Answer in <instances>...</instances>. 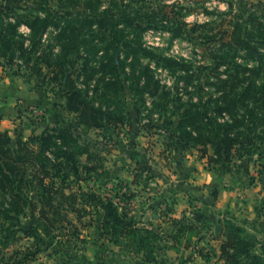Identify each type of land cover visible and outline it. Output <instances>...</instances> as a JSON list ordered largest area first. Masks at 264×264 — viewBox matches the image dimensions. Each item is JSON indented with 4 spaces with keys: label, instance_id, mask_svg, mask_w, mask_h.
<instances>
[{
    "label": "rangeland",
    "instance_id": "1",
    "mask_svg": "<svg viewBox=\"0 0 264 264\" xmlns=\"http://www.w3.org/2000/svg\"><path fill=\"white\" fill-rule=\"evenodd\" d=\"M239 1L99 0L90 6L85 5V0H0V7L10 10L8 21L28 12L42 16L43 9L49 7L60 13L72 12L64 15L61 27L80 28L74 51L66 58L61 59V43L69 46L67 38L58 40L59 29L53 26L31 54L20 56L15 52L11 64L8 56H0V127H4L0 130L9 129L6 132L13 141H27L45 129L73 130L90 156L79 158L77 172L62 169L66 179L57 170H49L52 176L45 183L62 187L65 194L78 189L98 195L118 192L113 201L125 208L137 227L157 233L153 244L167 246L165 254L170 264H224L219 259L218 246L225 241L223 234L228 223L241 227L252 240L262 238L264 143L259 151L262 160L256 155L252 159H233L226 170L223 165L227 163L212 161L214 156L208 147L182 149L164 124L168 118L176 122L177 113L189 102L199 97L206 100L210 94L216 96L217 78L228 74V66L222 64L220 57L235 53L225 45L235 25L249 16L264 22V0H244L262 2L259 8L241 6ZM229 3H233L230 9ZM94 14L108 19L106 25L87 24L84 19L94 21ZM19 33L30 48L28 29L21 25ZM252 45L262 55L260 68L264 71V44ZM43 50L51 53L50 61H58V66L46 67L35 60ZM244 54L237 50L235 60L241 66L256 67L257 61L244 58ZM87 57L93 76L86 86L91 101L104 107L118 105L125 115L123 123L86 129L77 124L75 114L66 111L64 76L69 74L74 85L84 89L81 69ZM108 59L115 63L125 89L112 104L102 81L111 79L109 75L114 71L109 67L99 69V61ZM162 59L183 60L187 71L168 69ZM145 67L163 87L155 96L140 87L131 92L133 75ZM162 90L169 93L164 102L158 97ZM33 148L36 150V146ZM127 193L132 197L124 200ZM8 203L7 197L0 198V264H102L103 259H113V264H143L141 257L133 258L130 253L103 243L99 237L101 212L94 207L79 202L76 208L81 214H67L80 233L78 238L70 235L72 228L67 225L51 233H58L59 240L44 238L39 231L41 226L38 227L36 234L43 237L42 244L24 234L36 224L29 211L20 216L19 226H11L16 221L6 219L2 213ZM194 214L202 219H196ZM65 239L72 244L64 243ZM109 251L117 253V257ZM257 252L256 249L253 254Z\"/></svg>",
    "mask_w": 264,
    "mask_h": 264
},
{
    "label": "trees",
    "instance_id": "2",
    "mask_svg": "<svg viewBox=\"0 0 264 264\" xmlns=\"http://www.w3.org/2000/svg\"><path fill=\"white\" fill-rule=\"evenodd\" d=\"M3 1L17 3L21 0ZM94 1L99 0H85L84 3L91 6L95 3ZM74 3L77 4L78 1ZM239 3L241 6L249 5L254 8L263 5L262 2L252 4L244 0H240ZM228 7L232 8L233 3H229ZM43 11L45 13L42 16L28 12L16 16L11 22L7 20L10 10L0 7V56H8L9 64L12 63L15 52H18L20 56H27L34 52L52 26L59 29L58 40L66 37V42L69 43V46L61 43L63 51L61 59L69 56L71 50L74 51L80 28L60 26L64 15H70L72 12L60 13L49 7H45ZM93 16L94 21L84 19L85 22L89 25L97 24L99 27L105 26L108 22V19L98 17L97 14ZM123 18L126 19V15H123ZM21 25L29 31L27 40L30 48H27L23 35L19 33ZM252 43L264 44V22H258L256 18L249 16L246 21L235 25L225 45L234 49L235 53L237 50H243L244 58L256 60L257 66L253 68L241 66L235 60V53L220 57L222 64L228 66L226 67L228 74L225 78H217L216 96L210 94L206 100L199 97L197 101L184 105L176 115V122L170 118L164 121L165 129H170L171 137L176 139V143L180 144L182 149L201 146L204 150L208 147L214 156L212 161L227 163L223 165L226 170L233 159H252L255 155L261 160L263 158L259 151L264 143V71L260 68L262 55L257 52V48ZM110 44L111 42L106 45ZM50 58L51 53L45 50L35 56L39 64L50 68L58 66V61L52 63ZM88 58L81 69L85 78L84 89L77 88L69 74L64 76L66 111L75 114L77 124L86 129H99L106 124L123 123L125 115H122L118 105L104 107L94 105L91 101V93L86 87L88 81L93 78L91 69H88ZM27 60L30 61L31 58L27 57ZM162 62L166 68L174 71H187L188 68L183 60L162 59ZM108 67L114 72L109 75L111 79L102 83L103 91L106 92V97L112 104L113 100H117L119 93L124 94L125 89L119 74L115 71L117 69L115 63L111 59L99 61L100 70H106ZM151 74L148 67H145L138 75H133L134 85L131 87V92L140 87L148 91L151 96L157 95L163 87L158 81H154V76ZM57 78L54 75L53 79ZM168 95L167 91L162 90V95L158 97L164 102ZM33 146H36V150ZM84 155L88 158L89 150L87 146L79 142L71 129H45L40 135H34L27 141H22L21 138L13 141L8 132L0 130V198L9 199L8 208L4 207L2 213L6 215V219L16 221L11 226L15 228L19 226L20 216L29 211L33 215L32 222L36 224L30 226L24 234L33 237L35 242L45 244L43 237L59 240L58 233L54 235L51 233L57 232L64 225L72 228L70 233L72 237L78 238L80 233L67 218V214L70 212L81 214L76 208V205L81 202L83 206H91L101 212L99 237L103 243H110L120 251L130 253L133 258L141 257L143 264H170L165 254L167 246L156 247L153 244V238L158 237L157 233L137 227L132 223L125 208L113 201L118 192H112L113 195H98L95 192L78 189L77 192L65 194L62 187L45 183L52 176L49 170H57L62 179L67 178L64 173H61L62 169L77 172L79 158ZM30 167L33 168L31 173H29ZM83 168L87 171L91 170L87 166ZM262 171L264 173V165ZM130 197H132L130 193L123 195L124 200ZM38 205H40L39 210ZM36 210L37 216H34ZM194 215L196 219H202L201 215ZM260 226L262 238L256 241L244 235L241 227L228 223L224 228L225 241H221L218 246L219 259L224 261V264H264V222ZM37 230L42 232L43 237L36 234ZM10 232L12 235L15 233ZM219 236L222 237V227ZM64 243L69 246L72 244L68 239H65ZM59 244H61L60 241ZM256 249L258 252L253 254ZM109 253L114 257L118 255L112 251ZM113 262V259L109 262L103 259L102 264H113Z\"/></svg>",
    "mask_w": 264,
    "mask_h": 264
},
{
    "label": "crops",
    "instance_id": "3",
    "mask_svg": "<svg viewBox=\"0 0 264 264\" xmlns=\"http://www.w3.org/2000/svg\"><path fill=\"white\" fill-rule=\"evenodd\" d=\"M4 93H2L3 95H6V92L5 91H3ZM0 128H4L3 126H1ZM4 131H8V132H10L9 131V129H4ZM36 132V131H35Z\"/></svg>",
    "mask_w": 264,
    "mask_h": 264
}]
</instances>
